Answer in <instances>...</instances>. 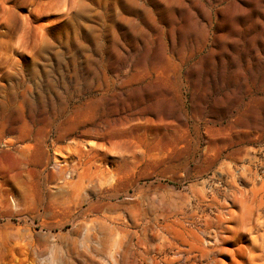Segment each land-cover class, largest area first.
<instances>
[{
    "label": "rangeland",
    "instance_id": "374dc122",
    "mask_svg": "<svg viewBox=\"0 0 264 264\" xmlns=\"http://www.w3.org/2000/svg\"><path fill=\"white\" fill-rule=\"evenodd\" d=\"M111 257L264 264V0H0V264Z\"/></svg>",
    "mask_w": 264,
    "mask_h": 264
},
{
    "label": "bare ground",
    "instance_id": "6f19581e",
    "mask_svg": "<svg viewBox=\"0 0 264 264\" xmlns=\"http://www.w3.org/2000/svg\"><path fill=\"white\" fill-rule=\"evenodd\" d=\"M87 167H88V165H86ZM67 167H70V168H76L77 166L76 165H73V166H67ZM106 172V171H105ZM105 172L103 171V174L105 175ZM107 175V174H106ZM104 177V179H103V181L102 182H99V183H97V184H94V180L93 179H89L88 180V184H89V186H90V191H91V193L92 194H98V192L99 191H101L102 190V187L104 188V186H108V189H105L104 191H103V193L107 196V198H111L114 194V190H112V189H109V187L111 188V186L113 185V182H114V180L113 179H108V178H106L105 176H103ZM97 207V208H100V209H114V208H116V206L114 207L113 205H111V204H109V203H105V202H97V203H93L92 205H91V207ZM120 208H122V209H124L125 211H128V210H130V207L128 206V205H126V204H122V205H120L119 206ZM232 216L230 217V220L232 219L233 221H234V223L236 222H238V220H237V218L235 217V216H233V214H231ZM175 224L177 225V222H175ZM238 229V228H237ZM234 229H231V231H233ZM239 230V229H238ZM204 234H205V232H204ZM203 234V235H204ZM235 234H236V236L238 235V233H237V231H235ZM207 239H211V240H213L214 242H218V240H216V236H215V234H213L212 236H210V235H208L207 237H206ZM210 244V243H209ZM178 255L180 256V251H179V249H177V252L175 253V257H174V259H173V261H172V263H174V262H178ZM111 262H112V264H118V262H117V260L116 259H114V258H112L111 257Z\"/></svg>",
    "mask_w": 264,
    "mask_h": 264
}]
</instances>
